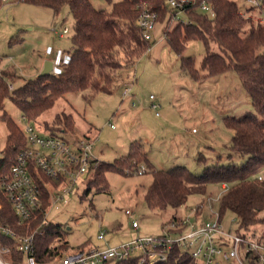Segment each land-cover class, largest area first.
Returning <instances> with one entry per match:
<instances>
[{
  "label": "rangeland",
  "instance_id": "rangeland-1",
  "mask_svg": "<svg viewBox=\"0 0 264 264\" xmlns=\"http://www.w3.org/2000/svg\"><path fill=\"white\" fill-rule=\"evenodd\" d=\"M115 1L90 0L96 8H109V2ZM235 1L253 24L261 20L258 9L249 7L245 0ZM199 12L206 14L200 9ZM178 20L189 21L187 14L179 11L171 15L166 25L155 23L149 47L132 66L118 70L111 92L68 93L30 123L8 99L4 101V110L20 128L31 124L45 136L53 135L44 128L45 121L49 125L56 114L70 115L73 128L60 125L56 127L58 130H66L56 131V135L70 142L73 136L94 138L91 156L98 161L113 163L135 147L146 154L152 169L168 170L183 165L193 173H202L218 155L225 159L228 154L233 131L224 119L241 117L254 110L233 69L200 79L181 70L180 56L170 48L163 35L164 27L171 29ZM72 24L67 6L55 15L51 9L38 5L0 0V67L13 71L18 77L14 76V86L37 77L46 61L52 62V73L60 70L71 48ZM63 28L68 32L59 37ZM182 55L192 57L200 70L205 55L202 41H188ZM153 104L156 109L152 108ZM7 135V125L0 119V158ZM141 166L144 168L141 174L105 171L107 186L101 191L89 184L93 177L91 172L87 180L77 181L70 192L51 206L47 221L67 230L65 239L70 248L86 249L117 247L138 237L162 235L173 217L175 221L182 218H191L192 222L216 220V198L222 192L219 184L208 185V196L204 198L190 196L180 208L152 209L144 195L153 175L145 164L138 169ZM261 177L264 178V172ZM200 205L202 213L196 220L194 209ZM127 210L131 217L126 214ZM261 215L264 216V211ZM233 220L234 217L226 213L221 220L222 227L234 231ZM134 221L138 229L131 226ZM262 228L254 226L252 233L256 234L253 236H259ZM100 234L103 239H98ZM243 253L240 248L241 258L248 264Z\"/></svg>",
  "mask_w": 264,
  "mask_h": 264
},
{
  "label": "trees",
  "instance_id": "trees-1",
  "mask_svg": "<svg viewBox=\"0 0 264 264\" xmlns=\"http://www.w3.org/2000/svg\"><path fill=\"white\" fill-rule=\"evenodd\" d=\"M18 1L51 9L55 15L63 6H67L73 20L71 48L66 61L56 73L38 75L14 86L15 73L13 75V71L0 67V119L8 128L0 158V226L8 227L17 235H34L35 256L39 261H45L57 250L75 248L68 246L65 239L67 230H61L60 226L50 222L42 227L44 234H34L41 224V211H37L30 222L19 224L1 188L18 153L26 146L23 128L6 113L4 101L8 99L13 103L21 111L22 118L30 123L68 93L85 90L111 92L110 87L116 82L118 70L132 66L150 45V40L142 37L136 24L140 13L143 10L155 13V23L166 25L171 15L179 10L171 7L167 0H117L109 2V8H96L90 0ZM200 1L190 0L182 11L189 21L184 23L178 20L171 29L164 27L163 35L170 48L180 56L181 70L194 79L215 76L229 69L240 77L254 111L241 117L224 119L226 126L233 131L226 158L218 155L215 162L206 165L199 174L183 165L155 170L148 163L146 154L134 147L113 163L93 159V177L89 184L95 186L97 191L105 190V171L132 174L145 164L151 170L153 180L144 199L149 208L160 210L180 208L192 195L208 196L207 187L210 184H219L221 189L222 185H226L227 189L216 198L219 221L230 213L234 217V231L244 237L255 235L252 229L261 225L263 228L257 235L258 239L254 237L264 244V216L261 215L264 211V178L261 177L264 172V22L259 17L261 20L253 24L250 18L243 15L235 0H209L215 12V16L210 18L199 12ZM192 39L202 41L205 47L200 70L195 67L192 57L182 55L187 42ZM60 125L71 130V116L62 112L53 117L51 124L48 125L47 121L43 123L44 128L52 134L66 130H58L56 127ZM36 180L41 192V209L45 210L50 206L46 184L56 183L40 174H37ZM202 208V205L197 206L195 215H200ZM0 244L9 247V258L14 264L23 259L22 254L15 250L13 240L1 232ZM163 251L166 252L164 260L140 262V255H133L107 264H194L189 254L177 247ZM243 256L248 264H259L257 254L243 253Z\"/></svg>",
  "mask_w": 264,
  "mask_h": 264
},
{
  "label": "built area",
  "instance_id": "built-area-1",
  "mask_svg": "<svg viewBox=\"0 0 264 264\" xmlns=\"http://www.w3.org/2000/svg\"><path fill=\"white\" fill-rule=\"evenodd\" d=\"M189 1L167 0L171 7L181 12ZM245 1L249 7L258 9L260 17L264 20V0ZM198 8L206 12L210 18L215 16L209 0H201ZM155 21V13L145 10L140 13L136 24L145 40L151 39ZM67 32V28H63L59 37ZM152 108L156 109L157 106L153 104ZM22 130L26 137V146L18 153L15 163L1 183V188L19 224L30 222L35 218L37 211H41L43 214L41 224L34 234L42 235L44 234L42 227L49 223L47 216L51 206L60 201L64 194L70 192L77 181L87 180L92 172L94 158L91 156V149L95 139L87 135L73 136V141L70 142L66 137L58 136L56 133L41 135L31 124L23 127ZM143 171L144 168L141 166L136 172L141 174ZM37 174L56 183V185L46 184L50 195V206L45 210L41 209L42 200L36 180ZM226 189V185H222V191ZM126 214L131 217L130 211L127 210ZM197 217L199 218V215H195L196 220ZM170 224L166 226L162 235L156 237H138L117 247L57 250L45 261H39L35 256L34 235H17L4 226H0V232L11 238L15 250L22 254L23 259L18 264H107L133 255H140V262L151 263L164 260L166 252L163 250L170 251L173 247L187 252L194 264H225L230 261L232 264H245L240 255V248L244 253L257 254L259 264H264V244L258 242L252 235L244 237L233 229H224L218 213L216 220L201 221L200 219L198 222H192L191 218H182L173 220ZM131 226L138 229L136 221L132 222ZM173 235L176 237L172 238ZM98 239H103V234L98 235ZM9 256V247L0 244V264H14Z\"/></svg>",
  "mask_w": 264,
  "mask_h": 264
},
{
  "label": "water",
  "instance_id": "water-1",
  "mask_svg": "<svg viewBox=\"0 0 264 264\" xmlns=\"http://www.w3.org/2000/svg\"><path fill=\"white\" fill-rule=\"evenodd\" d=\"M51 71H52V62L46 61L44 63L43 69L39 75L40 76H46V75L51 74L52 73ZM85 177H86V175L83 176V178H85Z\"/></svg>",
  "mask_w": 264,
  "mask_h": 264
}]
</instances>
